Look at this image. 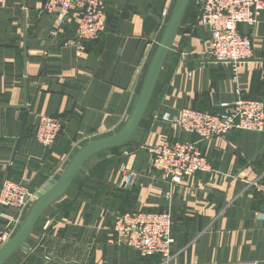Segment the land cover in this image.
<instances>
[{"label": "crops", "instance_id": "0c3cea01", "mask_svg": "<svg viewBox=\"0 0 264 264\" xmlns=\"http://www.w3.org/2000/svg\"><path fill=\"white\" fill-rule=\"evenodd\" d=\"M47 1L0 0V188L19 182L33 194L26 213L0 206V230L14 229V236L81 149L124 129L177 0H107L106 33L83 52L50 35L56 18L39 15ZM201 1H190L132 139L92 156L5 264H264L261 198L253 187L264 178V131L203 141L213 171L179 185L151 170L150 149L195 140L176 124L182 109L218 113L237 90L264 101V0H257L263 14L256 25L241 26L255 57L237 74L206 56L211 31L199 23ZM148 18L159 24L150 33ZM69 20L74 39L76 16ZM56 116L64 130L44 149L36 128L41 117ZM128 212L172 214L168 262L114 243L113 220Z\"/></svg>", "mask_w": 264, "mask_h": 264}, {"label": "built area", "instance_id": "2783aa9c", "mask_svg": "<svg viewBox=\"0 0 264 264\" xmlns=\"http://www.w3.org/2000/svg\"><path fill=\"white\" fill-rule=\"evenodd\" d=\"M107 0H49L39 15L56 18L50 31L53 38L61 39L64 47L85 51L87 42L101 39L106 33L105 16ZM262 9L257 0H202L199 8V23L211 31L207 58L228 63L234 74L239 67L254 59L255 53L249 35L241 26L253 28L262 18ZM71 15L76 16L74 39L67 37L66 27ZM236 99L218 113L204 110L182 109L176 124L194 141L168 142L152 148L151 170L156 178L171 186L179 185L185 178L213 171L212 163L204 155L200 144L217 139L230 132H263L264 101L244 99L236 91ZM65 127L59 117H41L35 131V141L44 149L51 148ZM136 176L128 173L126 184ZM261 200L257 216L264 220V178L253 186ZM33 194L25 184L5 181L0 188V206L21 212L30 208ZM25 217L21 222H24ZM21 224L22 223H18ZM114 243L132 248L142 259L159 257L165 262L171 258L174 244V219L170 212H128L114 218L111 225ZM14 229L0 230V251L13 239Z\"/></svg>", "mask_w": 264, "mask_h": 264}, {"label": "water", "instance_id": "95a60500", "mask_svg": "<svg viewBox=\"0 0 264 264\" xmlns=\"http://www.w3.org/2000/svg\"><path fill=\"white\" fill-rule=\"evenodd\" d=\"M190 1L191 0L176 1L172 15L165 26L163 36L150 65V69L138 98L136 107L124 129L113 137L90 143L80 150L66 169L59 182L48 193L43 195L36 201V203H34L18 233L0 251V264H5L18 249L25 246L28 237L32 233L44 210L67 191L76 175L80 171H84V164L92 156L99 152L124 145L132 139L146 111L159 74L168 55V51L182 25V21ZM158 26L159 24L153 18H148L144 29L146 33H150Z\"/></svg>", "mask_w": 264, "mask_h": 264}, {"label": "rangeland", "instance_id": "374dc122", "mask_svg": "<svg viewBox=\"0 0 264 264\" xmlns=\"http://www.w3.org/2000/svg\"><path fill=\"white\" fill-rule=\"evenodd\" d=\"M163 31V30H162ZM164 33V32H163Z\"/></svg>", "mask_w": 264, "mask_h": 264}]
</instances>
